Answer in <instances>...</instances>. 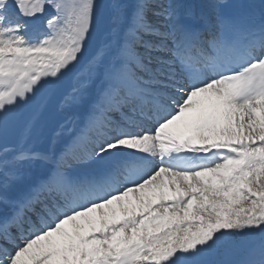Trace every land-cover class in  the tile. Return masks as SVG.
Here are the masks:
<instances>
[{
	"label": "snow or ice",
	"instance_id": "1",
	"mask_svg": "<svg viewBox=\"0 0 264 264\" xmlns=\"http://www.w3.org/2000/svg\"><path fill=\"white\" fill-rule=\"evenodd\" d=\"M0 264H264V0H0Z\"/></svg>",
	"mask_w": 264,
	"mask_h": 264
},
{
	"label": "rangeland",
	"instance_id": "2",
	"mask_svg": "<svg viewBox=\"0 0 264 264\" xmlns=\"http://www.w3.org/2000/svg\"><path fill=\"white\" fill-rule=\"evenodd\" d=\"M34 147H36V148L43 147V142H40V143H38V144L34 145Z\"/></svg>",
	"mask_w": 264,
	"mask_h": 264
}]
</instances>
